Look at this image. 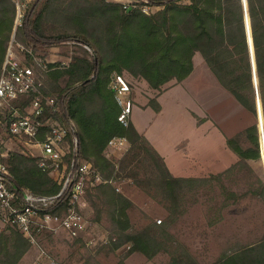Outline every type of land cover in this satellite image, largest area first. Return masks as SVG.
<instances>
[{
	"label": "trees",
	"instance_id": "1",
	"mask_svg": "<svg viewBox=\"0 0 264 264\" xmlns=\"http://www.w3.org/2000/svg\"><path fill=\"white\" fill-rule=\"evenodd\" d=\"M136 1L161 8L147 14L139 7L129 10V6L118 1L34 0L17 34L37 54L46 48L73 44L68 63H45L47 72L61 88L57 97L60 111L48 113L47 117L52 115L63 124L75 122L81 157L92 161L104 179L116 170V163L105 155L109 140L114 136L126 137L131 145L129 153L136 151L133 157L139 163L147 161L152 167L153 177L148 182L154 183L170 204V214L164 223H150L140 231H130L128 210L134 204L131 199L112 183L89 185L86 199L95 210L96 223H102L107 215L111 249L130 244L129 253L138 251L149 259L164 251L171 256L168 264H202L169 230L180 213L182 194L214 187L219 182L224 199L218 210L222 211L247 195L264 202V180H258V187L239 193L225 186L223 172L203 177L173 175L163 156L135 125L126 127L118 120L121 108L111 88V77L127 70L146 79L152 88L161 89L173 79H186L194 70L195 53L201 52L219 81L243 106L258 115L243 0ZM248 8L264 116V0H248ZM15 16V1L0 0V73ZM42 56L45 60V55ZM31 99V96L21 99L22 112ZM151 104L156 111L161 109L156 99ZM2 136L7 137L4 133ZM241 137L251 145L245 147L240 143ZM228 144L239 156V161L226 169L228 173L236 165L250 166L249 160L260 159L264 153L255 123L229 138ZM9 162L16 189H28L39 195L60 191L61 185L52 172L41 168L38 157L29 149L22 146L21 150H15ZM123 168L122 160L120 169ZM136 182L143 186L142 179ZM220 219L219 216L216 220ZM74 240V246L85 247L83 238ZM32 247L20 231L7 226L0 232V264H19ZM95 256H88L85 264H94ZM214 264H264V233L242 248L225 253Z\"/></svg>",
	"mask_w": 264,
	"mask_h": 264
},
{
	"label": "rangeland",
	"instance_id": "2",
	"mask_svg": "<svg viewBox=\"0 0 264 264\" xmlns=\"http://www.w3.org/2000/svg\"><path fill=\"white\" fill-rule=\"evenodd\" d=\"M14 1L16 16L11 40L16 39L25 45L19 40L17 32L34 0ZM109 1L123 3L129 6V10L139 7L147 14L155 13L161 8L141 4L136 0ZM73 50V44L70 43L39 50L38 54L35 53L36 59H32L33 65L39 67L41 63L54 61L68 63ZM42 55H45V60ZM114 74L116 73L112 74V79ZM121 74L129 81L135 101L131 123L135 122L138 129L146 131L161 149L170 154L177 151L181 155L178 161L181 171L187 175L185 177H203L223 172L225 186L239 193L247 192L250 187H258V180H264V153L260 159L249 160L250 166L236 165L230 173L226 170L239 161V156L229 147L228 139L254 123L260 124V117L258 119V115L243 106L234 93L219 81L201 52L195 53L194 70L186 79H173L161 89L152 88L146 79L134 76L127 70ZM44 79V92L59 97L61 88L54 78L45 72ZM253 90L256 95L255 84ZM153 99L160 103L159 111L151 104ZM261 120L264 123L262 118ZM70 122L75 124L73 120ZM0 131L1 136L4 131ZM261 141L264 146L263 137ZM240 143L245 147L251 145L242 137ZM151 146L156 149L152 144ZM130 147L129 143L123 150L112 149L105 152L106 157L116 163L115 172L106 179L134 203L128 210L132 223L130 231H140L150 223L159 224L158 219L163 220L160 224L164 223L170 214V204L158 192L155 184L148 182L153 177L150 164L147 161L139 163L138 158L133 157L136 151L129 153ZM122 160L124 168L120 169ZM9 164L11 165L10 162ZM136 179H142L143 186L137 184ZM221 193L219 182H215L214 187L185 191L182 194L180 213L169 226L170 232L202 264H214L225 253L242 248L264 233V202L261 198L247 195L237 204L219 211L220 201L224 199ZM86 200L84 211L92 221V228L80 236L84 239L85 247L74 246V237L69 236L66 231L45 232L41 235V242L48 254L41 256L38 249L32 247L19 264H43L42 260L45 258V263L51 264H85L90 255H96L94 264L96 261L103 264H120L122 261L124 264H139L142 261H152L153 264L170 262V254L164 251L149 259L138 251L129 253L130 244L116 250L111 249L107 215L102 223H96L95 210L89 198ZM219 216L221 219L216 220ZM6 229L7 226L0 222V232Z\"/></svg>",
	"mask_w": 264,
	"mask_h": 264
},
{
	"label": "built area",
	"instance_id": "3",
	"mask_svg": "<svg viewBox=\"0 0 264 264\" xmlns=\"http://www.w3.org/2000/svg\"><path fill=\"white\" fill-rule=\"evenodd\" d=\"M32 59H36L33 49L13 39L0 73V129L7 136H0V222L20 231L43 256L48 254L41 242L45 232L63 230L75 238L90 231L92 221L84 211L87 187L109 180L103 178L92 161L81 157L75 124H63L52 115L47 117L60 108L57 97L44 92L46 65L40 62L36 67ZM111 88L121 108L118 120L127 127L135 102L131 85L123 74L116 73ZM30 96L32 99L22 112L19 102ZM128 144L126 137L114 136L105 152L123 150ZM22 146L38 157L41 168L52 172L61 185L58 193L39 195L13 186L9 160Z\"/></svg>",
	"mask_w": 264,
	"mask_h": 264
},
{
	"label": "water",
	"instance_id": "4",
	"mask_svg": "<svg viewBox=\"0 0 264 264\" xmlns=\"http://www.w3.org/2000/svg\"><path fill=\"white\" fill-rule=\"evenodd\" d=\"M244 4V11H245V25H246V31H247V37H248V44H249V50H250V57L252 61V69H253V79L256 89V102H257V111L258 116L260 117V124L259 130H260V143H261V150H262V137L264 139V126L262 123L261 118L263 119V111H262V102L260 98V92L258 88V76H257V64H256V58H255V50H254V43H253V36H252V27H251V19L249 14V8H248V0H243Z\"/></svg>",
	"mask_w": 264,
	"mask_h": 264
},
{
	"label": "crops",
	"instance_id": "5",
	"mask_svg": "<svg viewBox=\"0 0 264 264\" xmlns=\"http://www.w3.org/2000/svg\"><path fill=\"white\" fill-rule=\"evenodd\" d=\"M135 127L137 129L139 128L138 125H136ZM138 130H139V132H142L141 134L144 135L151 142V144L157 149V151L163 156L164 160L167 163L168 168L170 169V171L172 172L173 175H175L177 177H182V176L185 177V176H187V175L183 174V172L181 171V168L179 166V161H178L181 155L177 151H174V153L172 152L170 154L169 151L164 150L163 148L161 149L159 146L154 144L155 142H153V140H151V138H149V136L147 135L146 131L143 132V130L142 131L140 129H138ZM188 176L200 177L201 175L200 176H198V175H188ZM45 259L42 260L43 264H51V263H45V262H47V260H45ZM127 264H129V263H127ZM139 264H153V263H152V261H142Z\"/></svg>",
	"mask_w": 264,
	"mask_h": 264
}]
</instances>
